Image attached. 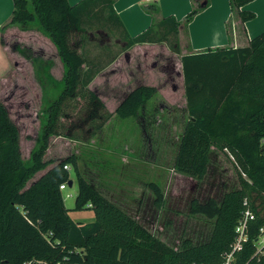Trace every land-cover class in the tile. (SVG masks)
I'll use <instances>...</instances> for the list:
<instances>
[{"label":"trees","instance_id":"1","mask_svg":"<svg viewBox=\"0 0 264 264\" xmlns=\"http://www.w3.org/2000/svg\"><path fill=\"white\" fill-rule=\"evenodd\" d=\"M249 1L229 0L243 21L255 15L241 9ZM207 2L197 1L185 21ZM98 6L106 7L108 14L113 10L112 0H79L74 4L68 0H13L11 17L1 26L3 29L7 24H17L26 29L35 24L55 45L63 75L60 79L53 77L50 61L35 54L30 46L13 44V50L34 63L44 108L36 144L29 160L23 161L19 128L0 100V264H20L30 258L48 264H219L233 240L246 197L257 211V218L252 222L251 240L238 253V261L249 260L255 251L253 237L264 223V31L246 46L216 47L181 56L188 119L173 166L179 172L202 178L210 148L215 147L232 158L239 186L226 191L219 205L211 202L193 208L215 215L208 241L192 244L184 239L181 248H174L82 176L75 154L50 167L46 166L52 161L43 158L49 135L57 134L54 124L60 104L78 84L87 91L89 118L101 116V110L106 109L98 93L88 87L103 66L87 63L77 50L84 43V15ZM109 16L116 22L112 14ZM178 24L169 15L157 23L161 29L149 26L136 36H128L126 47L163 41L166 38L161 32L176 33ZM173 49L178 51L176 46ZM155 91L153 85H136L122 97L114 113L120 118L137 115ZM110 114L107 112L104 118ZM67 163L72 165L77 182L74 208L89 207L94 214L92 221H75L68 214L60 189L61 183L72 180L64 167ZM38 170L44 172L26 185ZM262 259L252 258L251 264H264V256Z\"/></svg>","mask_w":264,"mask_h":264},{"label":"rangeland","instance_id":"2","mask_svg":"<svg viewBox=\"0 0 264 264\" xmlns=\"http://www.w3.org/2000/svg\"><path fill=\"white\" fill-rule=\"evenodd\" d=\"M108 13L106 7L98 6L91 8L84 15V43L77 50L84 55L87 63L93 61L98 66H106L114 56L127 48V34ZM10 27L20 26L7 24L1 30L0 41L9 52H12L16 42L22 46L28 45L35 54L49 60V66L56 70L57 76L62 77L61 66L57 69L56 47L43 31L32 24L26 28L29 31L22 41H19L13 30H8ZM162 34H165V42L173 49L177 42L175 33L171 31L161 32ZM78 35L73 34L72 37L76 38ZM145 50L148 51L145 57L139 50L136 53H139L136 56L141 65L139 71L131 66L134 61L127 62L125 57L116 64L124 67L123 72L121 71L114 81V86L110 88V94H107V88L111 83L103 84L98 80L100 86H105V89L98 87V90L103 92V98L108 100H103L106 109L101 110V116L88 117L90 108L87 91L80 84L65 97L54 124L57 134L49 135L43 158L51 160L54 164L68 155L75 154L82 176L94 182L107 198L128 214H137L141 224L149 230L151 228L155 235L165 239L174 248H181L184 239H189L192 244L206 242L212 233L215 215L193 208L198 204L211 202H214L215 206L219 205L226 191L239 186L236 168L230 155L215 147L210 148L207 170L202 178L179 172L174 168V158L184 124L188 119V111L180 89H171L172 82L174 85L179 84V77L175 73L162 70L167 68V64L179 67V58L171 53L156 52V70L151 71L148 64L153 61V57L150 54L158 48L146 46ZM126 56L128 59L131 57L129 53ZM28 60L29 64H34L31 59ZM25 71L28 75L32 74L30 67ZM169 75H174L173 80L168 78L169 82L165 85V77ZM136 78L157 82L156 94L138 110L136 116L120 118L114 113L117 100L133 88ZM127 84L132 87L129 91ZM3 90L2 93L10 95L8 99L4 98L3 102L19 128L21 158L28 161L36 144L43 117L44 105L41 98L39 99L40 88H19L15 95L9 94L13 91L12 87ZM22 99L27 100L29 105L25 106ZM107 112L111 114L104 118ZM66 165L73 181L71 185L67 183L66 188L62 190L68 213L75 220H89L92 215L89 207L74 208L77 182L72 165ZM44 170H38L26 185ZM67 192L71 193V196H64ZM260 201L261 199H257V202Z\"/></svg>","mask_w":264,"mask_h":264},{"label":"crops","instance_id":"3","mask_svg":"<svg viewBox=\"0 0 264 264\" xmlns=\"http://www.w3.org/2000/svg\"><path fill=\"white\" fill-rule=\"evenodd\" d=\"M68 1L71 4H74L79 0ZM197 1L200 0H112L113 10L112 12L110 11V14L114 16L113 18H115L116 22H120L119 24H117L129 37H133L140 34L141 32L145 31L149 26H152L156 30L161 29L158 28L157 23L169 15L173 16L177 21H179V24L177 26V32L175 33L177 42H175L174 45L177 47L178 51H175L174 49L169 47L165 40L156 42H137L127 47L126 49L121 50L116 56H114L111 62H109L106 66H103L100 70H98L93 76L92 80L88 83V87L94 90L96 89V91H98L99 93L100 91L98 90V87H102L103 89H105V86H100L99 83H97L98 80L101 81V83L103 84H105L106 82H110L111 84H109V88H107L108 93L105 92L107 94H110V88L114 86V81L117 80V76L120 75L124 67V65L120 66L116 64L120 62L121 59L123 60V57H125V60L127 62H130L131 60L134 61V64L131 66H134L136 69H138L137 71H139L141 69V65L139 61L136 60V56L139 54H136L138 52L137 50H139L142 53V56L145 57L148 52L147 50H145L146 46H157L158 50L150 54L153 57V61L151 63L148 62V68L151 71L156 70L157 60L154 58L156 52H158L159 54L171 53L174 56H178L179 67H174L173 65L171 66L170 64H167V68L165 67L162 71L170 72L173 74L175 73L176 76L179 77L178 85H174L173 82L171 85L170 82L171 89L172 91L180 89V95L186 104L184 77L181 62L182 55L189 53H199L208 49H215L216 47L236 48L246 46L250 43V40L252 38L264 31V0H251L241 7V9L246 11H252L255 14L252 18L246 21H243L241 19L237 9H233L231 7L229 0H207V5L202 8H199L197 12L193 15V17L188 22H186V14L192 9L193 6L197 4ZM12 10L13 0H0V37L2 30L1 26H3L9 21L12 14ZM117 18L120 21H118ZM8 30H13L14 35L19 41H22L24 35H26V33L29 31L26 29H20L18 27H10L8 28ZM18 53L19 52L16 50H12V52H9L0 41V100L3 101L4 98L8 99V96L10 95L2 93V91H4L3 88L10 89L11 87L13 88V91H10L11 93H9L11 95L17 94L16 92L17 90H19V88H40V99L42 95L41 86L38 80L36 79L35 75L33 76V65L29 64L28 58L24 57L20 53L19 55ZM128 53L131 56L130 59H128L126 56ZM59 66H61V69L63 71V63L60 60L59 55H57V69ZM27 67L31 68L30 73L32 74H27V72L25 71L27 70ZM49 72L52 74L53 77L57 79L61 78V75L57 76L56 70H53L52 66L49 68ZM164 72L163 74L166 75ZM173 76L174 75H169V77H165V85L168 84L167 82H169L168 78L173 80ZM140 79L141 78H136L135 80L137 82L134 80V86L142 83L153 85L156 87L157 91V82H146L141 81ZM128 86L129 89L127 91L132 88L130 84H127V87ZM163 86L164 84L161 87ZM5 92L7 93L8 90ZM102 93H99L100 97L102 98V100H105V102H108L107 99L103 98ZM125 94L126 92L123 93V96ZM155 94L156 92L148 101H150ZM107 96L112 97L110 95ZM122 97L117 100L118 103L120 102ZM22 102L25 106L29 105V102L27 100L22 99ZM52 164V162L49 163L47 167H50ZM92 183L95 187H97L94 182ZM131 216L136 218L138 221L140 219L137 217V214ZM93 217L94 214L92 212V215L89 220H75L74 218L73 219L75 221L88 222L92 221ZM150 231L153 232L151 228ZM161 239L163 240V238ZM163 241H165V239ZM165 242L169 244L167 241Z\"/></svg>","mask_w":264,"mask_h":264},{"label":"built area","instance_id":"4","mask_svg":"<svg viewBox=\"0 0 264 264\" xmlns=\"http://www.w3.org/2000/svg\"><path fill=\"white\" fill-rule=\"evenodd\" d=\"M64 167L67 168V165ZM67 186V182L60 184V189ZM64 196H71V193H65ZM243 209L240 212V216L234 226V237L229 245V248L222 253V259L219 264H251L252 258H257L258 261H262L264 256V223L259 227L258 234L253 237V244L255 251L249 260L238 261V253L245 249L246 243L251 240V228L252 222L257 218V211L252 207V204L248 197L243 199ZM10 264V263H5ZM20 264H48L43 259H26ZM73 264H88L86 262H74ZM207 264V263H206Z\"/></svg>","mask_w":264,"mask_h":264},{"label":"water","instance_id":"5","mask_svg":"<svg viewBox=\"0 0 264 264\" xmlns=\"http://www.w3.org/2000/svg\"><path fill=\"white\" fill-rule=\"evenodd\" d=\"M67 183H68V185H71L72 184V180H69Z\"/></svg>","mask_w":264,"mask_h":264}]
</instances>
